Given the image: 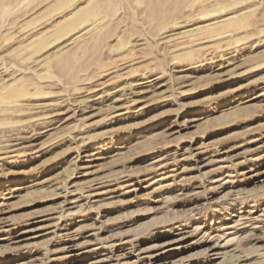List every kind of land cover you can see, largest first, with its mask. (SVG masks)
I'll use <instances>...</instances> for the list:
<instances>
[{"label":"rangeland","instance_id":"obj_1","mask_svg":"<svg viewBox=\"0 0 264 264\" xmlns=\"http://www.w3.org/2000/svg\"><path fill=\"white\" fill-rule=\"evenodd\" d=\"M182 1L0 0V264H264V0Z\"/></svg>","mask_w":264,"mask_h":264},{"label":"bare ground","instance_id":"obj_2","mask_svg":"<svg viewBox=\"0 0 264 264\" xmlns=\"http://www.w3.org/2000/svg\"><path fill=\"white\" fill-rule=\"evenodd\" d=\"M59 1H61V2H63V0H59ZM65 1V0H64ZM71 1V0H70ZM2 2V1H1ZM5 2H6V0H5ZM26 2V1H25ZM110 2V1H109ZM181 2H183L182 0L180 1V0H143V3H145L146 4V8L147 9H149L150 10V18H151V20H153V21H155V20H159V21H163V17H165V16H163L164 14L166 15V13L165 12H167L168 10H170V9H178L180 6H181ZM192 2V1H191ZM21 3V2H20ZM77 3H79V1L77 2ZM77 3H75V4H77ZM105 3V2H104ZM194 3H195V1H194ZM7 4H9V3H7ZM11 4V3H10ZM60 4V3H59ZM90 4V3H89ZM93 4V3H92ZM183 4V3H182ZM22 5H23V3H22ZM21 5V6H22ZM72 5H74V4H72ZM79 5V4H78ZM83 5V4H82ZM81 5V6H82ZM85 5H87V4H85ZM107 5V4H106ZM130 5H132V4H130ZM186 5V4H185ZM191 5H193V4H191ZM60 6V5H59ZM71 6V5H70ZM84 6V5H83ZM90 6V5H89ZM188 6V5H187ZM9 7V6H8ZM8 7H7V9H8ZM61 7V6H60ZM75 7V6H74ZM86 7V6H85ZM18 8H20V7H18ZM67 8V7H66ZM78 8V7H77ZM188 8V7H187ZM191 8V7H190ZM64 9V8H63ZM76 9V8H75ZM79 9V8H78ZM194 9V8H193ZM207 9V8H206ZM61 10V9H60ZM65 10V9H64ZM77 10V9H76ZM80 10V9H79ZM144 10V9H143ZM6 11V10H5ZM9 11V10H8ZM7 11V12H8ZM62 11V10H61ZM73 11V10H72ZM81 11V10H80ZM184 11V10H183ZM213 11V10H212ZM66 12H67V10H66ZM74 13H77V12H75V11H73ZM72 12V13H73ZM215 12V11H214ZM237 12V11H236ZM71 13V12H70ZM79 13V12H78ZM209 13V12H208ZM238 13V12H237ZM170 14V13H169ZM212 14V13H211ZM62 15V14H61ZM66 15V14H65ZM68 15V14H67ZM70 15V14H69ZM72 15V14H71ZM70 15V16H71ZM75 15V14H74ZM73 15V16H74ZM82 15V14H81ZM186 15V14H185ZM207 15V14H206ZM64 16V15H63ZM69 16V17H70ZM72 16V17H73ZM71 17V18H72ZM182 17V16H181ZM189 17V16H188ZM197 17V16H196ZM204 17V16H203ZM170 18V17H169ZM194 18V17H193ZM201 18H202V16H201ZM106 19V18H105ZM180 19V18H179ZM190 19V18H189ZM67 20V19H66ZM86 20V19H85ZM108 20V19H107ZM228 20H230V19H228ZM240 20V19H239ZM69 21V20H68ZM200 19H191V20H188V21H186V22H183V24H184V27H188V26H190V25H192V28H188L189 30H187V31H184V32H180L179 34H180V38H178V39H175L176 41H181L180 39H183V38H186V37H188V36H190V35H192V34H195V37L196 36H199V29H201V28H197V27H195V25H198L199 23H200ZM216 21H218V20H216ZM61 22H63V21H61ZM61 22H59V23H61ZM66 22V21H65ZM72 22V21H71ZM78 22V21H77ZM156 22V21H155ZM154 22V23H155ZM179 22V21H178ZM223 22V21H222ZM237 22H238V20H237ZM240 22V21H239ZM242 22H243V20H242ZM67 23V22H66ZM101 23V22H100ZM100 23H99V25H100ZM219 23V22H218ZM63 24V23H62ZM68 24V23H67ZM66 24V25H67ZM81 24H83V22H81ZM95 24V23H94ZM179 24V23H178ZM181 24V23H180ZM216 24V23H215ZM1 25V24H0ZM65 25V26H66ZM97 25V24H96ZM214 25V24H213ZM57 26V25H56ZM59 26V25H58ZM71 26V25H70ZM72 26H73V24H72ZM89 26V25H88ZM165 26V25H164ZM193 26L195 27V28H193ZM208 26H209V23H208ZM52 27H53V25H52ZM55 27V26H54ZM61 27H64L63 25H61ZM77 27H78V25H77ZM80 27V26H79ZM91 27V26H90ZM173 27H175V26H173ZM172 27V28H173ZM179 27H181L180 25H179ZM207 27V26H206ZM74 28H76V27H74ZM89 28V27H88ZM175 28H177V27H175ZM222 28H224V27H222ZM72 29H73V27H72ZM166 29H167V27H166ZM174 29V28H173ZM75 30V29H74ZM84 30V31H83ZM81 32H80V35L78 34V36L76 37V39H79V38H81V37H85V36H87V33H89V31H87V28L86 29H83ZM198 30V31H197ZM202 30V29H201ZM219 30V29H218ZM64 31V30H63ZM91 31V30H90ZM172 31V30H171ZM195 31H197L198 32V34H196L195 33ZM217 31V30H216ZM220 31V30H219ZM218 31V32H219ZM221 31H222V29H221ZM224 31V30H223ZM222 31V32H223ZM45 32V31H44ZM70 32V31H69ZM68 32V33H69ZM210 32V31H209ZM227 32H228V30H227ZM233 32V31H232ZM236 32V31H235ZM68 33H65V34H68ZM92 33V32H91ZM164 33V32H163ZM169 33V32H168ZM173 33V32H172ZM201 33H202V31H201ZM201 33H200V36H201ZM176 34V33H175ZM73 36H74V34H73ZM88 36H89V34H88ZM87 36V37H88ZM168 36H169V34H168ZM173 36H174V34H173ZM172 36V37H173ZM230 36H231V34H230ZM74 37V38H75ZM83 37V38H84ZM163 37V36H162ZM170 37V36H169ZM82 38V39H83ZM167 38V37H166ZM174 38V37H173ZM70 39H72L71 38V36H70ZM164 39V38H163ZM170 39V38H169ZM209 39V38H208ZM215 39V38H214ZM68 40H69V38H68ZM166 40V39H165ZM164 40V41H165ZM199 40V39H198ZM206 40V39H205ZM216 40V39H215ZM72 41V40H71ZM76 41V40H75ZM83 41V40H82ZM167 41V40H166ZM197 41V40H196ZM207 41V40H206ZM220 41V40H219ZM218 41V42H219ZM40 42V41H39ZM195 42V41H194ZM202 42V41H201ZM221 42V41H220ZM137 43V42H136ZM165 43V42H164ZM167 43V42H166ZM172 43V42H171ZM175 43V42H174ZM179 43V42H178ZM183 43V42H182ZM186 43V42H185ZM76 44V43H75ZM173 44V43H172ZM179 44H181V42L179 43ZM179 44H175V47H177ZM226 44V43H225ZM228 44V43H227ZM162 45V44H161ZM170 45V44H169ZM212 45V44H211ZM70 46H72V45H70ZM113 46V45H112ZM140 46V45H139ZM141 46H142V44H141ZM171 46V45H170ZM170 46H168V47H170ZM181 46V45H180ZM189 46V45H188ZM202 46V45H201ZM208 46V45H207ZM225 46V45H224ZM72 47H74V46H72ZM183 47V46H182ZM189 47H191V46H189ZM193 47V46H192ZM68 48V47H67ZM179 47H177V49H178ZM194 48V47H193ZM226 48V47H225ZM28 49V48H27ZM71 49V48H70ZM112 49V48H111ZM182 49V48H181ZM199 49V48H198ZM210 49V48H209ZM208 49V50H209ZM212 49H213V47H212ZM218 49V48H217ZM74 50V49H73ZM203 50V49H202ZM224 50V49H223ZM134 51V50H133ZM141 51V50H140ZM189 51H190V49H189ZM193 51H195V50H193ZM201 51V50H200ZM218 51V50H217ZM53 52V51H52ZM138 52V51H137ZM183 52V51H182ZM60 53V52H59ZM65 53V52H64ZM189 53V52H188ZM195 53V52H194ZM197 53H198V51H197ZM206 53V52H205ZM63 53H61V55H62ZM128 54V53H127ZM214 54V53H213ZM53 55V54H52ZM126 55V54H125ZM196 55V54H195ZM66 56V55H65ZM127 56V55H126ZM55 57V56H54ZM49 59V58H48ZM119 59H120V57H119ZM52 60H53V58H52ZM51 60V61H52ZM66 60V59H65ZM121 60V59H120ZM123 61V60H122ZM47 63V62H46ZM49 63V62H48ZM44 64V63H43ZM51 64V63H50ZM125 65V64H124ZM144 65V64H143ZM123 66V65H122ZM115 67H117V66H115ZM114 67V68H115ZM143 67V66H142ZM113 68V67H112ZM154 69V68H153ZM108 70H110V69H108ZM144 70V69H143ZM107 71V70H106ZM128 71V70H127ZM133 72V71H132ZM108 73V72H107ZM139 73V72H138ZM109 74H110V72H109ZM124 74V73H123ZM128 74V73H127ZM108 75V74H107ZM120 75V74H119ZM130 75V74H129ZM135 75H136V73H135ZM145 75V74H144ZM1 76V75H0ZM13 76V75H12ZM100 76V75H99ZM105 76V75H104ZM115 76V75H114ZM132 76V75H131ZM143 76V75H142ZM117 77V76H116ZM119 77V76H118ZM124 77H126V76H124ZM137 77V76H136ZM3 78V77H2ZM17 78V77H16ZM104 78V77H103ZM1 79V78H0ZM19 79V78H18ZM111 79V78H110ZM118 78H116V80H117ZM107 80V79H106ZM112 80V79H111ZM114 80V79H113ZM119 80V79H118ZM138 80V79H137ZM10 81V80H9ZM12 81V80H11ZM16 81H17V79H16ZM7 82V81H6ZM137 83V82H136ZM153 83V82H152ZM107 84V83H106ZM111 84H112V82H111ZM140 84V83H139ZM138 84V85H139ZM150 84V83H149ZM8 85V84H7ZM7 85H5V86H7ZM99 85H101V83L99 84ZM105 85V84H104ZM103 85V86H104ZM132 85H133V83H132ZM111 86V85H110ZM136 86V85H135ZM3 87V86H2ZM109 87V86H108ZM85 88H87V87H85ZM85 88H83L84 90H85ZM102 88V87H101ZM100 88V89H101ZM8 89V88H7ZM6 89V90H7ZM11 89H14V88H11ZM17 89V88H16ZM82 89V88H81ZM145 89V88H144ZM143 89V90H144ZM151 89V88H150ZM154 89V88H153ZM1 90V89H0ZM105 90H107V89H105ZM110 90V89H109ZM148 90V89H147ZM14 91H16V90H14ZM21 91V90H20ZM101 91H102V89H101ZM108 91V90H107ZM155 91V90H154ZM4 92V91H3ZM26 92V91H25ZM108 92H110V91H108ZM115 92V91H114ZM136 92V91H135ZM15 93V92H14ZM88 93H90L89 91H88ZM141 93H143V92H141ZM8 95V94H7ZM19 95V94H18ZM93 95H96V94H93ZM92 96V95H91ZM7 97V96H6ZM79 97H81V96H79ZM87 97H89V96H87ZM94 97V96H93ZM65 98V97H64ZM84 98H85V96H84ZM137 98V97H136ZM7 99V98H6ZM10 99V98H9ZM90 100H92V99H90ZM13 101V100H12ZM12 101H11V103H12ZM13 102H15V101H13ZM19 102V101H18ZM21 102V101H20ZM62 102V101H61ZM67 102V101H66ZM10 103V104H11ZM15 103H17V102H15ZM134 103V102H133ZM59 104V103H58ZM28 105H30V103L28 104ZM32 105V104H31ZM35 105V104H34ZM33 105V106H34ZM20 106H22V105H20ZM24 106V105H23ZM33 106H31V107H33ZM41 106V105H40ZM39 106V107H40ZM88 106V105H87ZM91 106V105H90ZM11 107H12V105H11ZM14 107H16V106H14ZM13 107V108H14ZM18 107V106H17ZM30 107V106H29ZM35 107V106H34ZM62 107V106H61ZM8 108V107H7ZM12 108V109H13ZM20 108V107H19ZM46 108V107H45ZM44 108V109H45ZM27 109V108H26ZM25 109V110H26ZM31 109V108H30ZM34 109H36V108H34ZM34 109H33V111H34ZM39 109V108H38ZM42 109V108H41ZM29 110V109H28ZM9 111V110H8ZM12 111V110H11ZM32 111V110H31ZM32 111V112H33ZM40 111V110H39ZM7 112V111H6ZM10 112V111H9ZM14 112V111H13ZM11 114V113H10ZM3 115V114H2ZM33 115V114H32ZM44 115V114H43ZM46 115V114H45ZM5 116H7V115H5ZM4 116V117H5ZM9 116V115H8ZM7 116V117H8ZM12 118V115H11V117H10V119ZM13 119V118H12ZM40 119H41V117H40ZM4 120V119H3ZM14 120V119H13ZM12 120V121H13ZM16 122V121H15ZM14 122V123H15ZM12 129V128H11ZM13 132V131H12ZM14 149V148H13ZM200 152V151H199ZM198 152V153H199ZM92 155V154H91ZM104 181V180H103ZM94 182V181H93ZM99 183V182H98ZM90 184V183H89ZM94 185V184H93ZM95 187V186H94ZM93 187V188H94ZM91 189V188H90ZM95 189V188H94ZM97 189V188H96ZM90 191V190H89ZM67 192V191H66ZM73 193V192H72ZM84 193V192H83ZM93 194V193H92ZM72 195V194H71ZM68 197V196H67ZM91 197V196H90ZM66 201V200H65ZM69 201V200H68ZM243 226V225H242Z\"/></svg>","mask_w":264,"mask_h":264}]
</instances>
